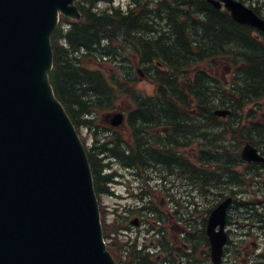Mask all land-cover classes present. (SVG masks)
Returning <instances> with one entry per match:
<instances>
[{
    "label": "water",
    "instance_id": "obj_1",
    "mask_svg": "<svg viewBox=\"0 0 264 264\" xmlns=\"http://www.w3.org/2000/svg\"><path fill=\"white\" fill-rule=\"evenodd\" d=\"M207 1L264 33V19L242 2ZM59 11L80 16L74 0H0V264H117L103 240L84 145L48 77ZM106 117L123 120L120 111ZM241 156L264 161L249 143ZM230 201L209 215L214 264Z\"/></svg>",
    "mask_w": 264,
    "mask_h": 264
},
{
    "label": "trees",
    "instance_id": "obj_2",
    "mask_svg": "<svg viewBox=\"0 0 264 264\" xmlns=\"http://www.w3.org/2000/svg\"><path fill=\"white\" fill-rule=\"evenodd\" d=\"M84 1L78 0L82 18L70 20L62 16L52 35L53 67L49 74L55 95L76 126L90 127L97 108H112L116 98L113 86L118 85V91L128 94L135 103L130 119H171L176 146L199 144L200 120L209 127L217 123L212 114L216 103L231 107L237 115L246 104L264 98V35L256 36L251 27L234 22L226 11L205 0H132L127 6H114L110 4L112 0H104L107 7H97L96 0ZM126 46L139 52L152 67V78L158 87L155 96L140 98L135 90L127 91L124 83L132 81L131 76H122L120 84L119 75L106 78L99 69L90 67L107 58L118 64L124 62L122 48ZM220 55L232 58L235 81L228 88L197 68L202 61ZM238 124H227L222 134L239 131L241 140L264 132L260 123ZM206 138L213 142L209 136ZM112 144L108 147L103 143L99 150L88 151L97 193L106 189L111 176L102 173L99 152L122 154L117 143ZM189 167V172L198 178L197 167ZM101 219L104 237H109L112 230L109 232L105 218ZM121 245L117 236L108 244L115 258ZM119 264L154 261L132 246L129 259Z\"/></svg>",
    "mask_w": 264,
    "mask_h": 264
},
{
    "label": "flooded vegetation",
    "instance_id": "obj_3",
    "mask_svg": "<svg viewBox=\"0 0 264 264\" xmlns=\"http://www.w3.org/2000/svg\"><path fill=\"white\" fill-rule=\"evenodd\" d=\"M255 113V112H254ZM133 121L137 122L136 130L137 135H133L135 138L140 139L141 141V149L142 152L145 154H154L158 156H162L165 153H171L169 151L158 149V146H163V142H171L174 138V126L173 121L171 119H154V118H137ZM180 122H185L186 120L180 119ZM156 122H167L166 125L157 126ZM206 127L207 124L203 122L201 124V133L202 138L205 141L206 136ZM109 129H119L123 132V135H128V139H132L129 131L132 129L128 125V121L125 120V123L121 124L118 128H112L107 126ZM220 128H215L214 130H219ZM203 130V132H202ZM122 135V134H121ZM252 137H256L259 139L258 135L252 134ZM236 138V136H235ZM125 141V139H122ZM237 141V139H236ZM145 142V143H144ZM128 145V144H127ZM129 146V145H128ZM207 147V146H206ZM262 155L264 156V145L263 148L260 150ZM181 159H175V157H171L165 164H169L168 166H161L162 170H165L168 174L166 180H161L160 184L165 186V189L173 191L172 189L176 188L178 185L179 191L174 190L172 193L164 192L160 194H154L149 201H189L190 193L186 191V185L189 182V167L188 164L190 162L189 154L187 150H183ZM218 154V155H216ZM223 150L216 148L214 150H208L207 148L201 151L200 157V167L202 175H203V196H207L206 193L211 190V187H215L217 185L218 189L222 186V179L229 182L235 183L236 187L240 181L239 177V170L242 173L246 172L252 174L250 176L251 182L255 183V185L260 186L264 185V162H250L239 160L237 156V150L235 151H226L224 154L225 156L222 157ZM168 155V154H167ZM241 164L242 166H239ZM212 165L214 166L212 168ZM212 168V169H211ZM224 170V173H223ZM157 172L160 171L157 169ZM230 172V176L228 175ZM134 176L133 179L138 178ZM170 177V179H168ZM160 184H157L160 185ZM169 184V188L166 186ZM236 195V190L231 189L228 194H219L216 195V201H214L211 207L208 206V202L205 199H202V202L199 205H206L204 216L201 219V214L193 213L192 216H188L186 218L185 215L178 220H175V216L171 217L168 220L167 226L165 227H158L157 233L159 234V238L156 239V254L154 255L155 261L157 264H212L210 260V251H211V244L210 239L207 234L206 225H207V218L210 210L218 204L221 200L226 198L227 196H231L232 200L231 203L228 205L227 208V215L225 220V242L223 245V259L222 264H227L226 258L227 255H230L231 260L236 261L237 255L242 253V249H244V255L252 253L253 256L243 257L242 262L244 263L247 259L246 264H261L260 257L264 255V215H262L261 222H257L256 224H251V226H255L254 228H258L260 232L254 229V232L257 233L259 241L252 239L253 233L251 228L247 224H241L244 227L243 230L237 233L235 236L231 237L230 232L232 226H235L240 221L239 217L242 218L240 213L238 214H231V209L233 208L235 202L241 201ZM259 195V194H258ZM202 196V195H201ZM202 196V197H203ZM237 198V199H236ZM248 201V200H242ZM252 201V200H250ZM255 201H261L260 198L255 199ZM238 209V208H237ZM159 210V209H158ZM199 216L200 219L196 220L194 216ZM244 219L251 218L250 215L253 214H244ZM177 217V216H176ZM140 218V217H139ZM193 220V221H192ZM140 218V222H141ZM183 221V222H182ZM247 221V220H245ZM196 224L200 225L201 230L199 229V233L195 231ZM189 229V231L185 228ZM249 227L250 229H248ZM218 229V227H217ZM177 232V233H176ZM263 235V236H262ZM158 237V235H156ZM262 236V238H261ZM163 246H161V245ZM254 248V249H253ZM253 249V250H252ZM196 254L203 257L199 259L196 257ZM226 255V256H225ZM193 262V263H191ZM233 264V263H231ZM240 264V263H238Z\"/></svg>",
    "mask_w": 264,
    "mask_h": 264
},
{
    "label": "rangeland",
    "instance_id": "obj_4",
    "mask_svg": "<svg viewBox=\"0 0 264 264\" xmlns=\"http://www.w3.org/2000/svg\"><path fill=\"white\" fill-rule=\"evenodd\" d=\"M128 0H114V5H126ZM245 5L248 6H252V7H257V10H259L261 13V15L264 16V0H241ZM96 2H99V5L101 7H105V3L102 2L101 0H96ZM83 3H86V1L83 0ZM149 36H152V34L149 33ZM132 56L131 59L127 61V66H125L122 70L127 69L128 73H130L131 78L133 79L132 81H128L127 83H124V88L127 87V91L129 90H135L137 92L138 95L140 96H149L155 93V88H154V83L152 82V80L149 77V74L152 73V71H146V65H144L143 63H141L140 61H137V56L135 55H130ZM218 62V67L217 66H213L211 61H206L202 64V67L205 69H213L215 68V72H217V76L220 79H227L228 78V73L225 74V63H228L227 60L220 58V60L217 61ZM119 65L116 64L115 62H113V60H106L105 62H101L100 64H96V65H91L90 67L93 69H99L101 70L106 77L110 78V74L112 72H114L113 67H118ZM141 67L146 73V76L140 77V75L138 74V72L136 71V68ZM119 71L121 69V67L117 68ZM118 71V73H119ZM117 72V71H115ZM126 76L128 74H125ZM121 75H119L118 77V82H120V84L124 81L122 77H120ZM118 85H114L113 88L115 90V94H116V98H115V103H114V108H102L99 109L97 108L95 110V113L92 115V119H93V126L90 128L87 127H81L80 128V135L81 137L84 139L85 143L88 145H93L94 142V132L95 131L99 138L100 141L98 143V145L105 139L104 137H107V134H109V132L107 131V129H105L104 127L107 126L105 123H103V117L104 114L107 112H112L114 110H116L118 107H123V109L125 110V112L129 111L132 107H133V102L131 100V98L129 97L128 94H126L125 92L120 93L118 91ZM261 104H264V101L261 102ZM251 107V106H249ZM249 107H245L244 108V113H246V110ZM263 112V111H261ZM119 134L123 135V132L118 131ZM124 139H128V135H123ZM253 142H259V139H256V137H253ZM223 144V142H221ZM192 145V144H191ZM256 147L260 148L262 147L261 143H257V145H255ZM197 144L194 146H191L189 148H186V150L188 151V154L191 157H194L195 153H198V150L196 149ZM222 151V149H221ZM195 152V153H194ZM218 155V154H216ZM99 156L104 159L102 160V162L104 164H110V168L114 171L113 173L115 174H120V177L118 176V178L116 180L113 181L112 186L111 187V191L112 192H107V191H103L98 199H99V204L102 207L103 205V209H105L104 213L105 214L108 222H112L114 220V218L116 216H122L121 219L124 220V223L126 225L129 224V220L135 216V215H140L144 218L143 223L141 225H139L138 227H128V233L130 234L131 238L135 239L136 237L138 238L137 241L139 242V244L142 247H146L145 249H150L151 251H155L154 247L152 246V241H153V233L151 230H149L150 228V222L152 220V214H149L150 211L147 210L145 207L148 205V193L147 195L145 194H140L143 193L147 188H146V184L144 183V181L141 180V178H132V173H134L133 170L131 169H126L120 162H118L117 160H115L114 158H107L108 154H99ZM214 166L212 165V168ZM211 168V169H212ZM147 173H149V176L151 177L150 181H149V186H152V190L156 191V187L157 184H160V174L158 172H154L153 170H150V168L147 170ZM251 174L248 173V175L243 176V179H248L249 176ZM130 177V178H127ZM170 179V177L168 178ZM191 182V183H190ZM187 183L186 185V191L192 195H190V198L192 199V201L194 202V205L191 206V209H193V213L196 214H201V219L204 216V212H205V208L207 207V202H208V206L211 207L212 203L214 201H216V195L217 193L221 194H228L229 191L231 189L236 190V197H238L239 199L241 198L240 202L245 203V205H241L240 207L237 206V203L234 204L233 208L231 209V214H240L243 211H246L245 208H247V206L249 205L250 202L255 203V199L260 198L261 201H258V205L263 206L264 203V185H260L257 186L254 183L251 184L248 183L247 181H239V183L236 184L229 182V184L227 182L223 183L221 188L218 189L217 185H215V187H211V190L208 191L207 196H203V191L201 188V185L196 186V184H194L192 181H190ZM160 186H164V185H159ZM166 186L169 188V184H166ZM179 191L178 185L176 186V188L172 189ZM170 192L172 193L173 191L170 190H166L165 192ZM259 194V195H258ZM203 197H202V196ZM202 199H205L206 205H199L197 202L201 203ZM242 200H248V201H242ZM252 200V201H250ZM156 202V204H159V201H154ZM167 202V201H166ZM170 206H172V203H169ZM153 206V205H151ZM238 207V209H237ZM258 210H260V208H258ZM255 210H248V214H253L250 215L251 218H247L245 220L244 219V214H240L241 216H243L242 218L239 217L240 221L238 222L237 225L232 226L230 235L231 237L235 236L238 232H240L241 230L244 229V227H242L241 224H247L248 226L251 228V231L253 233V237L252 239H255L257 241H259L258 239V235L256 232H254V229L258 232L259 229L255 226H251V224H256L257 222H261L260 219H262L263 216L262 212H254ZM240 212V213H239ZM186 213L184 212V215ZM180 216V215H178ZM177 216V217H178ZM182 216V215H181ZM198 216V215H197ZM196 217V216H194ZM200 219V217H199ZM130 225V224H129ZM249 227H247L248 229H250ZM199 229L201 230L200 225L196 224L195 226V231L199 233ZM189 231V229H187ZM235 231H237V233H234ZM125 234H123V237ZM126 235H128L126 233ZM263 236V235H262ZM261 236V238H262ZM254 249V248H253ZM252 249V250H253ZM244 251V249H242ZM240 253L237 255V259L236 261L231 260L230 255L227 256L226 258V262L227 264H246L247 260L249 259V257L253 256L252 253L244 255V253ZM154 254H156L155 252H153ZM199 257V259L203 260V257H201L199 254H196V257ZM243 257H247L248 259L243 263L241 259H243Z\"/></svg>",
    "mask_w": 264,
    "mask_h": 264
},
{
    "label": "bare ground",
    "instance_id": "obj_5",
    "mask_svg": "<svg viewBox=\"0 0 264 264\" xmlns=\"http://www.w3.org/2000/svg\"><path fill=\"white\" fill-rule=\"evenodd\" d=\"M172 58V57H171ZM175 60V59H174ZM255 79V78H254ZM238 145H240V146H243L244 145V143H243V141L242 140H238Z\"/></svg>",
    "mask_w": 264,
    "mask_h": 264
}]
</instances>
